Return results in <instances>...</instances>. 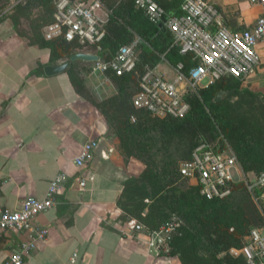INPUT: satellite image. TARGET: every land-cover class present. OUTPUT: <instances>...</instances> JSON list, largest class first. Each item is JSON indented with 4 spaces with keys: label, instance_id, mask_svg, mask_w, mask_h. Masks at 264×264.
<instances>
[{
    "label": "crops",
    "instance_id": "obj_1",
    "mask_svg": "<svg viewBox=\"0 0 264 264\" xmlns=\"http://www.w3.org/2000/svg\"><path fill=\"white\" fill-rule=\"evenodd\" d=\"M161 1L168 13H174L181 0ZM209 1L217 8L216 21L231 31L251 27L262 10L249 0ZM102 4L99 14L106 22L110 11ZM256 50L261 64L246 81L261 86L264 42ZM83 51L96 54L93 48ZM141 51L136 49L137 60ZM155 52L160 60L149 68L171 79L173 66L163 52ZM39 63L43 67L52 64L49 49L29 44L27 38L17 34L9 18L2 19L0 206L14 209L28 196L43 197L58 172L73 175L84 171L89 179L82 190L70 182L62 184L53 206L35 216L34 223L46 227L48 234L30 252L25 264H180L165 250H149L145 240L136 238V231L119 220L121 210L116 200L122 192V181L128 173L136 175L140 167L137 173L131 172L136 162H127L102 113L75 92L67 73L48 76L42 67V74L29 75ZM75 65L95 100L117 92L115 83L96 67V61L77 59ZM89 139L99 143L94 158L78 167L74 158ZM22 238L23 234L13 230L0 231V264Z\"/></svg>",
    "mask_w": 264,
    "mask_h": 264
},
{
    "label": "trees",
    "instance_id": "obj_2",
    "mask_svg": "<svg viewBox=\"0 0 264 264\" xmlns=\"http://www.w3.org/2000/svg\"><path fill=\"white\" fill-rule=\"evenodd\" d=\"M9 1L0 0V21L9 18L17 34L27 38L29 44L49 49V63L67 61L72 54L84 52L85 48H93L101 61H108L123 44L135 41V48H142L131 71L121 75L105 71L115 83L117 92L100 101L85 87L75 69L77 60L64 70L75 92L102 113L108 131L113 129L111 134L117 137L128 159H137L145 165L138 175L127 176L122 181V192L116 200L121 210L119 220L128 223L136 219L148 229L157 230L175 218L178 225L171 233L167 252L176 256L180 264H247L241 255L229 253L231 248H239L243 236L257 226L246 231L230 230L239 218L236 213L242 202L248 199L255 204L246 186L238 192L234 183L227 197L207 199L200 193L199 185L179 171L180 164L190 160L192 150L200 142L197 133L203 127H216L218 139L210 142L211 145L221 148L224 138L243 172L264 170V139L257 131V120L247 112L235 118L226 115L227 107L234 104L230 98L239 97L248 90L240 86L241 81L232 76L221 77L185 95L189 110L183 117H154L146 109L136 107L133 96L139 91L143 73L150 64L155 65L160 60L155 51L163 52L173 67L182 63L186 73L195 62L190 54L179 53L171 33L149 22L134 0H101L110 13L100 49L66 41L62 35L45 37L41 28L53 22L55 0H19L8 12L5 7ZM155 1L168 12L161 0ZM172 1L178 3L179 0ZM180 3L174 13L179 12ZM33 8L41 12L40 23L32 27V33H26L20 29L21 17L29 16ZM42 67L39 63L29 75L42 74ZM262 97L264 99V95ZM254 208L263 223L256 204Z\"/></svg>",
    "mask_w": 264,
    "mask_h": 264
},
{
    "label": "built area",
    "instance_id": "obj_3",
    "mask_svg": "<svg viewBox=\"0 0 264 264\" xmlns=\"http://www.w3.org/2000/svg\"><path fill=\"white\" fill-rule=\"evenodd\" d=\"M249 2L260 5L261 13L251 27L231 31L216 21L217 8L209 0H182L178 13H168L155 0H134L148 21L167 29L179 53L190 54L195 64L186 73L182 63H177L171 79L147 69L140 78L133 104L146 109L154 117H183L189 110L183 95L186 86L197 92L221 77L232 76L241 81L252 76L261 64L256 48L264 42V0ZM101 10L103 4L100 0H55L54 20L44 35L47 38L62 35L66 41L100 49L105 35V20L99 14ZM135 46V41L119 46L108 61H96V67L115 75L131 71L137 62ZM203 81L205 83L202 84ZM98 145L96 139L85 141L79 155L74 158L75 165L83 167L91 162ZM179 171L183 177L194 180L207 199L227 197L236 174L242 175L264 224V171L247 178L248 174L242 171L224 138L221 148L216 149L201 139L192 150L190 160L180 164ZM88 179L84 171L73 175L58 172L49 181L43 197L28 196L14 209L0 206V231L13 230L24 235L3 264H25L30 252L48 234L46 227L34 223L35 216L53 206L54 196L62 184L70 182L82 190ZM177 225L178 221L173 218L157 230L148 229L141 222L134 223L132 228L136 231V238L144 239L148 249L158 253L167 251L171 233ZM230 253L241 255L247 264H264L263 228L252 227L243 236L242 245L231 248Z\"/></svg>",
    "mask_w": 264,
    "mask_h": 264
},
{
    "label": "rangeland",
    "instance_id": "obj_4",
    "mask_svg": "<svg viewBox=\"0 0 264 264\" xmlns=\"http://www.w3.org/2000/svg\"><path fill=\"white\" fill-rule=\"evenodd\" d=\"M19 0H10L7 7H5L6 11H12L13 6L16 4V2ZM24 2L25 0H20ZM40 10L38 8H33L29 16H22L21 17V24H20V29L25 31L26 33H32V27L36 25L37 23H40L39 21V15H40ZM38 20V21H37ZM42 32L45 34L47 31V27L44 26L41 28ZM206 81V80H205ZM205 81L202 82L205 83ZM137 85V84H136ZM241 87L247 88L248 90L244 92L242 95L239 97L233 96L230 98V102L234 103L233 105H229L226 109V115L229 118H235L237 114L247 112L250 116H254V120H257V125L259 127L258 133L262 134V138L264 139V85L261 86H252V83L249 80H241ZM138 87V86H137ZM137 91V90H136ZM192 91L188 86L185 87L184 90V97L187 93ZM113 131L112 128L109 129V132L111 133ZM218 133L216 130V127H213L211 129H206V128H200L198 131V140L204 139L208 143H215L217 141ZM210 143V144H211ZM262 146L264 147V140L262 143ZM262 149V148H261ZM123 153L125 154V151L122 149ZM126 156V154H125ZM127 162L131 161L136 163L135 166L132 167L131 172H136L137 173V167H140V171L138 170V175L144 168L145 165L140 162L139 160H134L133 158L128 159ZM131 165V163H130ZM264 170H259V171H250V172H244L248 176H252L254 173L258 174ZM132 174L128 173L127 176H130ZM243 176H239L236 174L235 176V184L238 186V192L242 190L244 186V181H243ZM236 189V188H235ZM247 192V191H246ZM255 205V204H254ZM253 203H250V201L247 199L246 202H242L241 206H239V211H237L238 215V220L235 224H232L230 230L232 229H237V230H243L246 231L249 227L255 226L256 227H261L264 230V224L258 219V213L256 209L254 208ZM124 223V222H122ZM134 223H140V221H137L136 219H133L132 221L128 222V224L132 227ZM230 253V251H229ZM232 254V253H231ZM235 256L234 254H232Z\"/></svg>",
    "mask_w": 264,
    "mask_h": 264
},
{
    "label": "water",
    "instance_id": "obj_5",
    "mask_svg": "<svg viewBox=\"0 0 264 264\" xmlns=\"http://www.w3.org/2000/svg\"><path fill=\"white\" fill-rule=\"evenodd\" d=\"M81 59L86 61H99L100 56L93 53H87V52H76L70 56V58L67 61H64L62 63L52 65L48 64L43 67L44 73L48 76L55 75L58 73L63 72L71 62ZM218 99V97H217ZM216 99V100H217Z\"/></svg>",
    "mask_w": 264,
    "mask_h": 264
}]
</instances>
